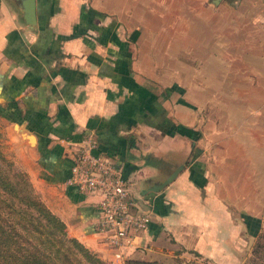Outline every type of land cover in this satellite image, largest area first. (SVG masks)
I'll use <instances>...</instances> for the list:
<instances>
[{"label": "crops", "instance_id": "crops-1", "mask_svg": "<svg viewBox=\"0 0 264 264\" xmlns=\"http://www.w3.org/2000/svg\"><path fill=\"white\" fill-rule=\"evenodd\" d=\"M21 1L0 0V120L15 161L67 235L108 261L109 250L93 232L96 197L64 185L65 167L89 134L94 152L119 169L149 216L128 257L171 238L213 257L220 239L235 235L226 207L246 204L251 167L264 173V117L251 123L259 135L244 130L251 116L241 96L252 85L236 87L229 70L230 53L240 52V61L259 63L264 72V39L244 34L251 21L264 31V8L251 19L250 6L209 7V18L187 6L192 17L176 37L171 28L156 32L151 0L144 7L139 0H34L33 27L23 21ZM221 99L231 131L212 117ZM257 148L252 164L247 153ZM225 173L232 175L226 197L219 190Z\"/></svg>", "mask_w": 264, "mask_h": 264}, {"label": "rangeland", "instance_id": "rangeland-1", "mask_svg": "<svg viewBox=\"0 0 264 264\" xmlns=\"http://www.w3.org/2000/svg\"><path fill=\"white\" fill-rule=\"evenodd\" d=\"M153 2V6L148 8L149 11H153L150 15L152 18H156L151 20L154 24H156V32L161 35L162 31L166 28H171L176 32H180L181 28L186 29L185 18L189 16L185 13V9L187 6L190 7H198V12H203L204 16L211 18V13L208 12L209 7H217V6H238L239 9H242L243 6H250L251 11L253 13L251 19L255 17L259 18L260 11L264 8V0H151ZM217 2V3H213ZM141 6H146L144 0H139ZM143 3V4H142ZM216 5V6H214ZM257 6V7H255ZM263 6V7H262ZM259 7V8H258ZM208 12V13H207ZM213 12V11H212ZM202 14V13H201ZM253 23L252 29L249 31L246 29L244 34L246 33V39L249 36L250 39L256 38L264 39V31L262 32L259 29H256V24ZM236 25V24H235ZM243 27L240 23H237V27ZM258 26V25H257ZM170 29V31H171ZM171 36V35H170ZM168 36V37H170ZM163 37V36H161ZM167 37V38H168ZM178 37V35L176 36ZM238 42V41H237ZM238 49L239 45L236 46ZM241 47V46H240ZM253 48V47H252ZM240 52L230 53L231 57L235 60L230 62V69L234 70L233 74L236 75L235 78V86L238 88L248 89L249 84L252 85L250 92H247L246 96H241V99L246 102L245 113L247 117V113H250L251 118L247 122V126L244 127V130L247 129V132L251 134L259 135L261 128L253 125V122L260 119V117H264V108H260L262 104L260 102H264V72H259L258 66L259 63L252 62H243L240 61ZM233 54V55H232ZM204 64V63H203ZM226 64V63H225ZM263 64V63H262ZM191 67L194 66L193 62L189 64ZM205 65V64H204ZM254 65L257 70L252 66ZM226 67V66H225ZM224 67V68H225ZM244 72V78L240 77V74ZM246 74L249 75L246 76ZM220 80H228L227 78H220ZM227 83V82H226ZM241 95V93L237 94ZM260 100V102H259ZM220 107L217 114L212 112V117H214L217 121L216 124H221L220 130L223 131L232 130V127L224 126L223 124L226 121L225 113L226 111L223 109V103L225 100H219ZM248 103L251 104L250 111H248ZM257 107V108H255ZM230 118L229 115L227 118ZM252 123V124H251ZM251 124V125H248ZM264 133V131L262 132ZM8 138L5 134V124L0 120V151L5 157L7 161L11 163V169L14 171H19L25 173L31 188L33 195L43 203V205L51 212L48 205L44 203L42 200L40 188L38 185L34 183L30 179L29 174L21 169V166L17 164L15 161L14 151L10 149L9 144L7 143ZM250 143H247L249 145ZM252 145L255 146V142L252 141ZM257 146V145H256ZM259 148H257L256 152L247 153L248 161L249 158L252 160V164L259 159ZM221 169H227V167L219 166ZM252 174H249V186L250 190L247 193L245 205H236V206H227L226 209L229 210L230 217L235 220V235L233 238H224L220 239V246L216 247V251L219 250L218 253L213 255V257H206L191 248H185L183 246L175 244V241L171 238L169 244L166 246L159 245L156 246L155 249L148 252V254L144 253L138 258L145 260H154L159 264H264V173H259L258 166L251 167ZM243 176V175H237ZM232 178L231 174L225 173L220 176L219 187H223L219 190L222 196L226 197L228 193V184L229 180ZM227 185V186H226ZM240 184L237 181V187L239 188ZM239 196L238 198H243L242 192L238 190ZM241 194V195H240ZM242 199H237L240 201ZM243 201V200H242ZM52 213V212H51ZM55 215V214H54ZM56 216V215H55ZM57 217V216H56ZM221 234H224L223 223H220ZM66 232V231H65ZM67 235V233H66ZM68 236V235H67ZM70 237V236H68ZM78 241V240H77ZM233 251V252H232ZM257 251V253H255Z\"/></svg>", "mask_w": 264, "mask_h": 264}, {"label": "trees", "instance_id": "trees-1", "mask_svg": "<svg viewBox=\"0 0 264 264\" xmlns=\"http://www.w3.org/2000/svg\"><path fill=\"white\" fill-rule=\"evenodd\" d=\"M0 264H107L66 235L63 222L33 195L25 173L12 170L1 151ZM124 264L159 263L126 258Z\"/></svg>", "mask_w": 264, "mask_h": 264}, {"label": "built area", "instance_id": "built-area-1", "mask_svg": "<svg viewBox=\"0 0 264 264\" xmlns=\"http://www.w3.org/2000/svg\"><path fill=\"white\" fill-rule=\"evenodd\" d=\"M88 134L77 144L64 185L96 197L93 232L110 256L107 264H124L148 226L149 216L131 195L127 179L106 157L94 152Z\"/></svg>", "mask_w": 264, "mask_h": 264}, {"label": "water", "instance_id": "water-1", "mask_svg": "<svg viewBox=\"0 0 264 264\" xmlns=\"http://www.w3.org/2000/svg\"><path fill=\"white\" fill-rule=\"evenodd\" d=\"M213 3H217V2H213ZM21 4H22V18L24 23L27 26L33 27L35 25L34 0H22ZM20 136L24 137L30 144L32 143L33 138L30 134L20 132Z\"/></svg>", "mask_w": 264, "mask_h": 264}]
</instances>
